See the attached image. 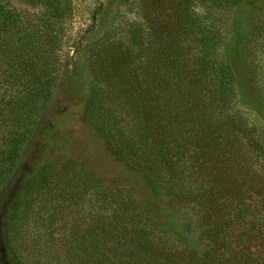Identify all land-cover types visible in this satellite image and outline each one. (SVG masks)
<instances>
[{
    "label": "trees",
    "instance_id": "trees-1",
    "mask_svg": "<svg viewBox=\"0 0 264 264\" xmlns=\"http://www.w3.org/2000/svg\"><path fill=\"white\" fill-rule=\"evenodd\" d=\"M138 1L143 22L127 40L89 43L85 118L111 155L142 176L148 198L98 186L73 159L37 171L33 187L28 179L22 186L27 194L10 198L20 158L65 78L60 30L38 39L21 16L0 8V264H264V134L243 116H264V101L246 100L240 110L232 67L251 32L240 29L224 58L216 53L220 29L195 16L200 3L208 12L250 11L255 1ZM53 191L71 203L94 193L101 207L85 217L86 229L71 230L70 243L46 245L31 263L18 242L43 238L25 226L41 223L37 204ZM64 208L52 210L49 227L64 220ZM54 234L45 231L52 242Z\"/></svg>",
    "mask_w": 264,
    "mask_h": 264
},
{
    "label": "rangeland",
    "instance_id": "rangeland-1",
    "mask_svg": "<svg viewBox=\"0 0 264 264\" xmlns=\"http://www.w3.org/2000/svg\"><path fill=\"white\" fill-rule=\"evenodd\" d=\"M254 1L255 9L250 11L238 5L239 7L224 10L211 9L208 12L205 3H200L195 8L197 13L195 16L200 22H205L209 29L213 26H216L215 31L220 29L222 40L216 47L219 56L225 58L230 43L236 41L240 29L242 32H251V36L246 38L244 57L232 61L236 86L244 104L240 105V110L246 109V100L252 103L264 101V0ZM2 7L21 16L24 24L32 32L41 33L38 39L45 37L43 32L47 28H50V34L53 35L60 30L59 38H62L63 42L58 54L63 61L62 79L65 78L57 84L58 92L54 103L42 117L38 131L29 141L20 158V171L12 183L10 198L15 200L21 193L26 195L27 190L22 191V186L27 179L29 190L35 180L33 174L44 168L53 169L61 166L65 159H73L82 168L91 171L98 178V186L133 190L136 197L148 198L142 176L111 155L85 118V106L93 84L89 43H94L107 35L127 40L131 26L143 22L140 2L138 0H47V2L46 0H0V8ZM42 14L52 18L48 22H53L51 26H47L48 23L45 22L48 18ZM238 17L244 19L242 23H239ZM247 71L251 74L249 82ZM243 111L247 121L255 124L264 134V116L259 112ZM63 190L64 186H61L58 187L57 192L61 194ZM98 199V195L88 193L78 202L71 203L70 199L65 202V197L55 196L53 191L43 201L40 200L41 203L37 204L39 208L37 212L41 213L42 221L35 223L33 218L25 226V231L28 234L40 232L43 238L39 239L37 244L33 241L36 235L18 242L19 247L30 255V262H35L38 255H45L46 251L43 247L46 245L49 247L50 243L58 247L61 246L59 241H63L64 246L70 243L71 230L81 223L86 229L88 221L85 217L90 218L93 208L101 207ZM7 204V201H4L3 207ZM24 206L25 203L22 207ZM61 206L62 208L65 206L64 220L49 227L52 210ZM38 219L39 217L36 218ZM45 231L56 233L54 235L58 241L52 242L45 235ZM39 245L42 247H38Z\"/></svg>",
    "mask_w": 264,
    "mask_h": 264
}]
</instances>
